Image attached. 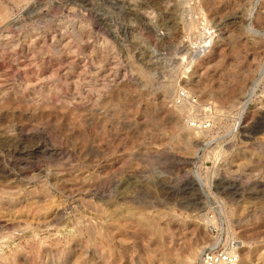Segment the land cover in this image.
<instances>
[{
	"label": "rangeland",
	"instance_id": "1",
	"mask_svg": "<svg viewBox=\"0 0 264 264\" xmlns=\"http://www.w3.org/2000/svg\"><path fill=\"white\" fill-rule=\"evenodd\" d=\"M263 68L264 0H0V264H264Z\"/></svg>",
	"mask_w": 264,
	"mask_h": 264
},
{
	"label": "built area",
	"instance_id": "2",
	"mask_svg": "<svg viewBox=\"0 0 264 264\" xmlns=\"http://www.w3.org/2000/svg\"><path fill=\"white\" fill-rule=\"evenodd\" d=\"M238 261L237 241L221 232L202 248L198 264H237Z\"/></svg>",
	"mask_w": 264,
	"mask_h": 264
},
{
	"label": "bare ground",
	"instance_id": "3",
	"mask_svg": "<svg viewBox=\"0 0 264 264\" xmlns=\"http://www.w3.org/2000/svg\"><path fill=\"white\" fill-rule=\"evenodd\" d=\"M207 41H208V39H207ZM211 42V41H210ZM205 44V43H204ZM203 44V45H204ZM207 47V46H206ZM263 70H264V68H263ZM245 102V101H244ZM238 115V114H237ZM242 118L241 117H239V121L241 120ZM195 120V119H194ZM208 121V120H207ZM238 123V122H237ZM188 126H189V124H188ZM191 126V125H190ZM189 126V127H190ZM194 129H196V128H194ZM200 254H201V251H200ZM200 254H198L197 253V251H195V249L193 250V252H191V254L188 256V257H186V260L185 261H183V262H181V261H179L178 259H176L175 261H174V264H193V260H195L196 258H200ZM198 258V259H199ZM238 264V263H237Z\"/></svg>",
	"mask_w": 264,
	"mask_h": 264
}]
</instances>
